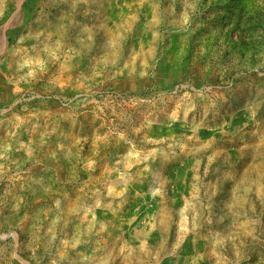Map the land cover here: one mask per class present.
I'll list each match as a JSON object with an SVG mask.
<instances>
[{"label": "rangeland", "instance_id": "obj_1", "mask_svg": "<svg viewBox=\"0 0 264 264\" xmlns=\"http://www.w3.org/2000/svg\"><path fill=\"white\" fill-rule=\"evenodd\" d=\"M264 0H0V264H264Z\"/></svg>", "mask_w": 264, "mask_h": 264}, {"label": "clouds", "instance_id": "obj_2", "mask_svg": "<svg viewBox=\"0 0 264 264\" xmlns=\"http://www.w3.org/2000/svg\"><path fill=\"white\" fill-rule=\"evenodd\" d=\"M262 6H264V5H262ZM260 31H261V33H264V29H261Z\"/></svg>", "mask_w": 264, "mask_h": 264}]
</instances>
